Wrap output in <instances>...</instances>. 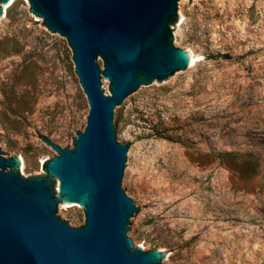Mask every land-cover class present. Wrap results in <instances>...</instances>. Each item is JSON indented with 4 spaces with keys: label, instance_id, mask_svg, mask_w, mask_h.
I'll return each instance as SVG.
<instances>
[{
    "label": "rangeland",
    "instance_id": "rangeland-1",
    "mask_svg": "<svg viewBox=\"0 0 264 264\" xmlns=\"http://www.w3.org/2000/svg\"><path fill=\"white\" fill-rule=\"evenodd\" d=\"M30 6L0 15V149L25 178L58 155L39 134L73 148L90 109L67 39ZM180 7L175 46L192 68L117 110L119 143L135 148L124 190L145 213L129 237L166 264H264V0ZM55 214L85 222L77 202Z\"/></svg>",
    "mask_w": 264,
    "mask_h": 264
},
{
    "label": "water",
    "instance_id": "water-1",
    "mask_svg": "<svg viewBox=\"0 0 264 264\" xmlns=\"http://www.w3.org/2000/svg\"><path fill=\"white\" fill-rule=\"evenodd\" d=\"M10 1L0 0V15ZM183 1L30 0L40 23L67 39L90 109L73 148L38 133L58 152L41 174L23 177L20 154L0 149V264H166L129 237L145 213L124 190L135 148L119 143L117 110L192 68L172 30ZM62 200L83 206L84 224L55 214Z\"/></svg>",
    "mask_w": 264,
    "mask_h": 264
},
{
    "label": "bare ground",
    "instance_id": "bare-ground-1",
    "mask_svg": "<svg viewBox=\"0 0 264 264\" xmlns=\"http://www.w3.org/2000/svg\"><path fill=\"white\" fill-rule=\"evenodd\" d=\"M12 1V0H11ZM181 51H184V50H181ZM189 51V50H188ZM185 53H186V55H187V57H188V59H189V61H190V63H191V65H193L194 64V62H195V60H196V56L193 54V52H186L185 51ZM21 161H22V165H23V160H22V158H21ZM75 202H73V203H69V204H66L67 206H70V205H73ZM157 251H159V250H157ZM156 251V252H157Z\"/></svg>",
    "mask_w": 264,
    "mask_h": 264
},
{
    "label": "trees",
    "instance_id": "trees-1",
    "mask_svg": "<svg viewBox=\"0 0 264 264\" xmlns=\"http://www.w3.org/2000/svg\"><path fill=\"white\" fill-rule=\"evenodd\" d=\"M45 167H46V165H45Z\"/></svg>",
    "mask_w": 264,
    "mask_h": 264
}]
</instances>
